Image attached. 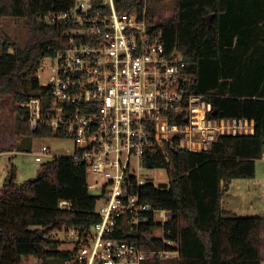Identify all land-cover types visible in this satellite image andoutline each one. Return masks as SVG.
Wrapping results in <instances>:
<instances>
[{"label": "trees", "instance_id": "obj_1", "mask_svg": "<svg viewBox=\"0 0 264 264\" xmlns=\"http://www.w3.org/2000/svg\"><path fill=\"white\" fill-rule=\"evenodd\" d=\"M174 2L168 14L148 4L146 18L152 30L161 32L166 53L182 56L184 72L193 77L189 91L205 97L214 118L253 120L254 131L221 136L210 152L169 151V162L157 148L144 154L145 168H165L169 178L164 189L140 187L145 203L173 213L163 226V238L177 244L178 256L160 263L262 264L264 216L232 214L223 209L222 198L233 179L253 178L264 150V0ZM71 5L72 0H0V24L3 18H23L30 34L23 48L0 37V115L2 102L10 98L15 141L8 151H24L32 139L54 135L44 126L32 131L27 110L14 103L48 92L39 87L34 74L43 58L64 46L66 26H49L40 18ZM115 5L118 12L134 7L141 11L144 1L115 0ZM37 177L16 184L11 168L10 183L0 187V264H19L22 255H32L42 264H64L79 246L60 249L62 242L51 233L88 228L99 220L83 163L55 157L42 165ZM61 201L68 206L60 208ZM158 227L151 215L140 226L137 242L142 249H149L148 241L158 251L175 249L153 237ZM44 228L47 231L40 236ZM145 262L155 264L154 258Z\"/></svg>", "mask_w": 264, "mask_h": 264}, {"label": "built area", "instance_id": "obj_2", "mask_svg": "<svg viewBox=\"0 0 264 264\" xmlns=\"http://www.w3.org/2000/svg\"><path fill=\"white\" fill-rule=\"evenodd\" d=\"M143 1L141 11L118 12L115 0H72L66 11L42 16L49 26H66L65 44L43 58L34 74L46 95L14 103L27 110L32 131L44 126L53 138L72 140L67 157L85 165L88 191L96 193L98 222L63 230L71 247L79 246L64 264H143L154 256L177 257V244L163 238L173 213L145 203L140 192L146 184L164 189L140 174L144 154L157 148L169 162V151L210 152L221 136L253 134V120L214 118L205 97L189 91L193 77L184 72L180 53H166L161 32L146 18L149 2ZM55 157L60 156L46 146L35 153L37 162ZM65 206L68 202L59 203ZM150 215L162 230L154 238L175 249L152 252L139 245L138 230ZM133 232L135 238H118Z\"/></svg>", "mask_w": 264, "mask_h": 264}, {"label": "rangeland", "instance_id": "obj_3", "mask_svg": "<svg viewBox=\"0 0 264 264\" xmlns=\"http://www.w3.org/2000/svg\"><path fill=\"white\" fill-rule=\"evenodd\" d=\"M148 2L151 7L156 8L158 13L162 11L166 14L170 13L175 3L174 0H168L165 2L148 0ZM0 37H7L12 42H15L20 48H23L30 38V34L25 25V20L23 18H3L0 24ZM44 63L49 66L51 61L46 59L44 60ZM45 77L46 74L41 73L40 82H45ZM2 105L3 108L0 115V187L8 181L11 168L15 170L14 183L16 184H20L26 180L36 177L41 171L42 165L50 160V158H42L40 162L35 160V153L40 152L43 146L49 148L50 152L55 156H67L69 154L67 149L72 150L73 142L71 139L67 137H48L41 139L34 138L24 151H15L14 153H11L12 150H8L12 148L15 141L12 137L13 116L10 98H6V100L2 102ZM140 174L147 180L152 181L153 184L158 185L160 183H166L168 185L169 178L165 168H142L140 170ZM246 183H248V186L252 188V195H254L257 200L264 203L263 160H256L254 176L253 178L248 179ZM95 194V192H92V196ZM225 205H227V203H225ZM258 216H264V214H259ZM152 234L153 237L162 236V230L160 228H155ZM55 238L62 242L59 246L60 249L70 250L72 248L71 244L65 240V233L63 231L57 232ZM19 264H42V262L32 255H22L20 256ZM144 264H147V262ZM262 264H264V262H262Z\"/></svg>", "mask_w": 264, "mask_h": 264}, {"label": "crops", "instance_id": "obj_4", "mask_svg": "<svg viewBox=\"0 0 264 264\" xmlns=\"http://www.w3.org/2000/svg\"><path fill=\"white\" fill-rule=\"evenodd\" d=\"M14 152L11 151V153ZM247 180L233 179L229 183L227 193L224 195L225 198H222V207L224 210L242 217L264 214V203L252 195V188L246 183Z\"/></svg>", "mask_w": 264, "mask_h": 264}, {"label": "water", "instance_id": "obj_5", "mask_svg": "<svg viewBox=\"0 0 264 264\" xmlns=\"http://www.w3.org/2000/svg\"><path fill=\"white\" fill-rule=\"evenodd\" d=\"M209 19H210V16H208L207 20L209 21ZM213 114H215V111H213ZM37 179H38V177L36 176V177H33V178L29 179V180L30 181H35ZM10 181H11V179L9 178L8 181L6 182V184H9ZM158 187L159 188H166L167 184L166 183H160V184H158ZM46 231H47L46 228L42 229L40 231L39 235L42 236L44 234V232H46ZM136 236H137V234L135 232H133V233L128 235V237H131V238H135ZM147 245H148L150 251H152V252L156 251L155 246L150 241L147 242ZM154 260H155V264H161L160 263V259L157 256H154Z\"/></svg>", "mask_w": 264, "mask_h": 264}]
</instances>
